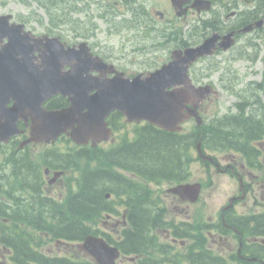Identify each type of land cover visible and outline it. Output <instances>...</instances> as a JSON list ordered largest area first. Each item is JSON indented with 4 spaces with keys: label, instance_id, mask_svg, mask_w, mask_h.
Segmentation results:
<instances>
[{
    "label": "trees",
    "instance_id": "obj_1",
    "mask_svg": "<svg viewBox=\"0 0 264 264\" xmlns=\"http://www.w3.org/2000/svg\"><path fill=\"white\" fill-rule=\"evenodd\" d=\"M137 1L124 0L123 5L135 14L131 22L136 24L141 21L143 31H146L144 28L149 19V12L140 6L134 8ZM56 5L55 0H51L50 8L47 6L50 15ZM113 8L117 10L114 5ZM117 13L118 11L115 15ZM156 37L161 39L170 35L159 34ZM168 41H171L170 38ZM179 43L185 44L182 41ZM163 45L159 42L158 47ZM65 106L66 100L57 98L52 100L48 107L61 109ZM115 120L118 124L115 129L119 130L120 125H124L122 115L115 113L113 121ZM254 129V122L248 120L241 109L235 117L230 115L223 119H214L208 125L196 127L188 134H169L147 125L135 126L131 140L124 135L119 143L109 149L68 147V152L63 154H60L58 149L46 151L41 154L44 164L54 169L73 172L66 178V194L62 199L45 197L34 190L27 195L12 194L4 186L0 189V240L5 239L3 241L6 243L9 237L12 241L14 239L11 247L15 245V256L20 255L14 258L17 264H71L65 260H45L42 255L33 251L30 247L32 244L45 243L41 237L44 234L54 239L81 241L90 234L102 233L124 252L155 250L153 242H145V232L154 227V224H146L154 219L150 217L152 211L148 204L150 191L147 183L161 184L164 181L186 180L185 166L193 161L192 149L198 142H201L205 149L230 150L231 140L236 135L240 133L250 136ZM54 155L58 158L57 167L50 162ZM7 163L20 169L24 164L14 157ZM128 173L138 179L134 180ZM22 179V186L27 184L29 187L26 175ZM17 181L19 183V180ZM107 193L112 195L110 200L106 199ZM123 205L127 208L130 228L125 232L126 240L119 243L97 227L105 219L106 213H118L117 209ZM154 216L159 219L161 211Z\"/></svg>",
    "mask_w": 264,
    "mask_h": 264
},
{
    "label": "water",
    "instance_id": "obj_2",
    "mask_svg": "<svg viewBox=\"0 0 264 264\" xmlns=\"http://www.w3.org/2000/svg\"><path fill=\"white\" fill-rule=\"evenodd\" d=\"M196 3L200 5L202 1ZM22 30V26L0 23V39H9L0 52V142H8L22 133L17 126L19 120L31 119L30 142H52L71 131L78 144L86 145L93 140L95 146L111 136L107 118L114 111L121 112L129 122L148 121L176 132L198 107L194 105L187 116L186 104L194 99L201 101L205 93L211 92V88L197 90L192 85L188 68L199 57L213 53L215 39L184 53L175 51L170 64L145 78L138 75L131 79L100 58L92 57L86 49L65 50L58 39H46L45 44L43 40H34L32 44L29 34L22 35ZM228 47L229 44L225 46ZM35 51L40 54V63H36ZM67 65L70 70L64 72ZM92 72L100 75L94 77ZM107 74L114 75L107 78ZM59 94L68 97L71 106L58 111L45 110L44 104ZM11 102L13 106L9 107ZM200 189V185H182L174 192L196 201ZM84 249L99 264H115L120 256L117 247L95 236L85 240Z\"/></svg>",
    "mask_w": 264,
    "mask_h": 264
},
{
    "label": "flooded vegetation",
    "instance_id": "obj_3",
    "mask_svg": "<svg viewBox=\"0 0 264 264\" xmlns=\"http://www.w3.org/2000/svg\"><path fill=\"white\" fill-rule=\"evenodd\" d=\"M241 1L247 2L249 0ZM239 2L238 0H215L214 9L217 10L216 14L219 15L220 12L222 15V18L215 21L216 24L219 23V27L216 26L217 32L221 38L230 33L235 34L236 45L239 44L236 52L239 62L253 65L263 63L264 65V25L260 28L255 27L249 33L241 32L243 23L250 22L252 25L259 20H264V0L256 1V8H252L256 10V12L253 11L255 14L246 13L248 15L246 18L240 16L241 13L245 14L243 12L246 11V8L243 9L244 7L240 6ZM250 7L248 6L247 9ZM190 12L192 15L196 14L193 10H190ZM257 18L258 20H256ZM241 21L243 23H240ZM258 93L254 90L250 94L253 96L258 95ZM249 112L252 120H264V110L260 111L255 105H252ZM1 148L4 147L1 146ZM19 150L20 147L16 149V152ZM249 152L251 153H246L242 149L240 152H236L237 154L221 156L222 160L216 159L214 162H205L207 164L206 168L213 167L219 175L231 178L235 185L233 194L228 197L229 199L233 198V204L223 205L215 213L219 219L218 222L214 223L213 217L210 216L208 222L205 223V227L208 226L207 234L213 239L214 244H209L208 247L214 253L227 258L233 255L237 264H264V234H260L261 232L264 233V225L259 226L256 219L251 218L247 220V227L260 233H255L243 239L239 232V226H244L243 222L248 215L250 216L251 213H253L251 216L264 215V213H261V211H264V140L257 141ZM243 194H245L244 198L242 197ZM165 205V210L170 207L176 208L182 217H191L190 205L182 203L174 194L171 195V199L167 198L165 200ZM166 220L167 223H165V220L161 221V226L164 227L163 230H156L158 239L161 242L163 241L160 244L164 245L163 243H166L168 247L181 246L184 248L187 245V240L182 241L174 237L177 232L173 227L178 220H168L167 218ZM181 222L189 223L185 220H181ZM118 238H120V234ZM170 254L174 255L175 252H170ZM11 256V250L6 245L0 244V258L7 261V263L2 261L1 264H11ZM136 260L138 261L137 258ZM124 261L129 262L128 264L134 262L133 259L132 262L129 259ZM172 261L173 259L170 262Z\"/></svg>",
    "mask_w": 264,
    "mask_h": 264
},
{
    "label": "rangeland",
    "instance_id": "obj_4",
    "mask_svg": "<svg viewBox=\"0 0 264 264\" xmlns=\"http://www.w3.org/2000/svg\"><path fill=\"white\" fill-rule=\"evenodd\" d=\"M146 5L150 9L152 15L154 17H157L156 12L161 11L165 14L166 20H169L170 18H173L174 13L172 11V8L170 6V3L168 0H146ZM121 6V5H115ZM27 6H24L22 3L19 2V0H0V12L9 11L10 13H13L15 15H26L29 13V10L26 8ZM36 6L33 5L31 7V10H35ZM36 12L39 16H41L43 19V12L41 10L36 9ZM96 12V11H95ZM44 22L47 21L44 19ZM96 23L99 26V37L103 40L106 36V46L107 52H112L114 56L117 58L116 64L119 65V68L123 70L127 75L131 74H139L142 71H144V67L146 69H150L151 67H154L156 64H160L163 62V60H167L169 54H166L165 51H161L159 53V59L151 58V56L148 57H142L140 54L138 55L137 50L134 48L136 46V43L142 42L143 39L140 38V36H136L134 34H116L112 37L108 35L107 33V24L103 23L101 19L96 20ZM30 28L35 29L36 32H42L45 28L35 22L30 23ZM106 28V31H105ZM54 33H58L64 37V39L68 42L71 41L72 36L69 32L63 31L60 32L59 29H54ZM43 33H39V35H42ZM145 45L149 46V43H146ZM151 46V45H150ZM228 57L229 55H225ZM217 60L223 59V55L217 56ZM207 64L204 62H201L196 66L197 69L204 68ZM235 69L239 71V73L243 75H247L246 81L251 80H257L259 79L260 72L262 70L261 64H258L256 66H249L245 62H237L236 64H233ZM218 76L219 74L215 75L212 79L215 86H217V90L219 91V97L215 98L211 101V107L209 108L208 112L203 113V117L205 119L211 118L213 115L218 114L222 115L227 112H229L230 109L233 108L234 103L236 102V98L234 96H230L229 94H226L223 92V90L218 87ZM222 76H225L222 74ZM192 78H194L192 76ZM196 81V79L194 78ZM197 82V81H196ZM200 85L207 84L208 80H203ZM214 98V97H212ZM262 102L264 104V97L262 99ZM191 127L192 124L184 126V128ZM129 130L133 129V126L128 127ZM122 132L116 133L117 140L118 136ZM62 144L60 143L58 147H62ZM107 146V145H106ZM43 147H36V150H40ZM35 150V152H36ZM192 170V183L200 182V181H208L210 182L207 174L205 173V170L203 169L201 163H196L191 166ZM212 180V186L203 190L201 193V201L191 206V212H197L198 210L202 211L203 214H205L206 218L209 216L214 215L221 206H223L227 198L229 197V193L233 194V185L230 183L227 179L219 177L217 174L211 175ZM57 185L56 187H58ZM59 189H57L56 192H59ZM205 205V208H204ZM241 211V209H240ZM199 212V211H198ZM178 215V214H177ZM214 220V219H213ZM52 249H59L62 251H66L71 249V247L67 246H59L58 248L54 245L51 247Z\"/></svg>",
    "mask_w": 264,
    "mask_h": 264
}]
</instances>
